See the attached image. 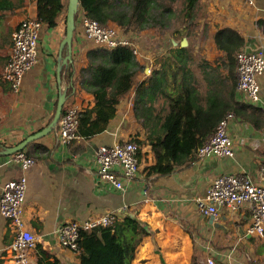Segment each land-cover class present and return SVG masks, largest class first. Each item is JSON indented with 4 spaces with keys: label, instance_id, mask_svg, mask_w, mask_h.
Returning a JSON list of instances; mask_svg holds the SVG:
<instances>
[{
    "label": "crops",
    "instance_id": "0c3cea01",
    "mask_svg": "<svg viewBox=\"0 0 264 264\" xmlns=\"http://www.w3.org/2000/svg\"><path fill=\"white\" fill-rule=\"evenodd\" d=\"M8 1L15 11L0 10V144L11 147L47 127L60 95H66L67 66H62L60 79L57 69L60 60L69 53L67 46L60 50L66 36L68 0H63L67 7L59 15L57 25L45 24L39 41L38 62L26 72L17 93L3 78V67L12 52L13 31L25 14L37 17V4L36 0ZM202 3L207 7L208 18L202 17L190 36L182 34L179 38L178 32L162 34L155 29L130 32L140 49L137 59L143 65L135 78V86L149 78L144 72L148 62L154 63L156 71L162 70L164 63L172 59L171 51L178 49L180 42L186 39L188 67L193 72L189 79L200 86L203 103L209 91V80L222 88L224 97L226 88H237L235 98L242 111L230 123L234 156L204 159L197 156L171 174L147 175L144 168L153 164L155 157L150 145L145 144L140 155V172L135 179L127 181L125 189H116L110 182L100 180L95 162L99 146L133 138L145 140L150 134L143 119H137L134 114V89L124 96L115 117L103 132L90 138L80 136L65 146L57 141V125L48 134L30 141L24 151L36 162L28 170L8 162L9 155L1 153L0 149V195L9 180L23 174L28 179L24 217L27 227L40 237L38 246L30 251V264H81L78 254L60 244L55 230L64 222L85 221L105 213L117 217L135 213L149 224L152 233L144 236L131 264H192L194 255L199 264H207L208 257L214 258L216 264H264V236L247 232L252 216L249 204L235 211L223 208L219 217L212 220L200 212L196 202V197L206 191L214 178L224 173L246 174L256 182L261 181L264 73L259 77L260 101L249 102L238 88V78L234 86L226 52L217 47L214 34L229 26L245 37L244 47L255 50L264 46V0H257L253 6L243 0H202ZM94 47L83 34L78 18L72 59L68 61L73 65L76 93L66 97L65 103L80 110L95 106L94 94L80 83V75L88 63L87 53ZM170 82V88L175 86L171 78ZM218 93L220 95V90ZM14 233L0 210V264H13Z\"/></svg>",
    "mask_w": 264,
    "mask_h": 264
},
{
    "label": "trees",
    "instance_id": "16d2710c",
    "mask_svg": "<svg viewBox=\"0 0 264 264\" xmlns=\"http://www.w3.org/2000/svg\"><path fill=\"white\" fill-rule=\"evenodd\" d=\"M36 4L37 18L49 27L57 25L59 15L67 7L63 0H36ZM79 7L101 24L114 23L125 32L155 29L162 34L173 31L187 36L194 33L198 19L207 9L202 0H79ZM0 10L15 11V8L8 0H0ZM214 39L217 47L226 52L229 73L236 87L237 54L246 44L245 37L238 30L225 26L216 31ZM179 45L171 51L172 59L164 63L162 70H154L137 86L135 78L143 65L131 46L90 49L80 83L94 94L95 106L80 111L79 135L90 138L103 132L115 117L124 96L134 89V114L137 119H143L150 134L145 140L133 139L140 144L139 156L141 146L146 144L150 145L155 157V162L144 168L147 175H168L193 162L198 149L226 114L241 115L242 110L235 98L237 88H226L227 96L224 97L222 88L210 80L209 91L202 102L200 86L189 79L193 72L188 67V47L181 46V42ZM66 66V97L70 98L76 93V81L72 62ZM170 78L175 82L172 88ZM67 105L65 103L64 107ZM8 148L0 144L1 153ZM151 233L149 224L135 213L118 217L109 226L91 231L80 229L81 264H131L138 245ZM192 264H199L196 255L192 257Z\"/></svg>",
    "mask_w": 264,
    "mask_h": 264
},
{
    "label": "built area",
    "instance_id": "2783aa9c",
    "mask_svg": "<svg viewBox=\"0 0 264 264\" xmlns=\"http://www.w3.org/2000/svg\"><path fill=\"white\" fill-rule=\"evenodd\" d=\"M248 5H255L257 0H243ZM83 34L96 47L115 48L131 46L138 56L137 47L130 32H125L114 23L106 25L87 16L85 10L78 14ZM45 23L37 17L25 14L19 26L13 31V47L10 58L3 67V78L9 82L12 90H21L27 71L34 67L39 57V41ZM238 88L244 92L249 102L260 101L259 77L264 73V46L250 50L243 47L237 54ZM155 70L154 63L148 62L144 72L147 77ZM80 109L75 105L63 107L57 127V141L60 145H69L80 138L78 133ZM235 115L232 112L218 123L213 134L198 149L197 156L204 159L211 156H234L235 147L230 136V123ZM140 144L134 139H127L111 146L101 145L95 153L97 176L100 180L110 182L116 189H125L129 180L135 179L140 172ZM8 162L20 164L28 170L35 164L34 157L24 150L9 155ZM28 188L25 174L9 180L0 195L1 214L15 230L11 244L12 263L30 264V251L40 242L38 234L31 231L24 217V202ZM200 212L212 220L217 219L223 208L235 211L249 204L252 216L247 232L251 235L264 236V167L261 170V181H254L249 175L241 173H224L214 178L203 194L196 197ZM118 217L113 213H105L85 221L71 220L60 224L55 232L60 244L79 255L80 229L91 231L99 226H109ZM207 264H216L212 257Z\"/></svg>",
    "mask_w": 264,
    "mask_h": 264
},
{
    "label": "water",
    "instance_id": "95a60500",
    "mask_svg": "<svg viewBox=\"0 0 264 264\" xmlns=\"http://www.w3.org/2000/svg\"><path fill=\"white\" fill-rule=\"evenodd\" d=\"M67 28H66V36L64 37V39L62 40L61 43V48L60 50L62 51V49L67 46L69 53L67 54V56L63 57L60 62H59V66L57 69V73L60 79V74H61V69L62 66L67 64L68 61H70L72 59V45H73V37H74V32L76 29V19L75 16L76 14L79 12L80 7H79V0H68V8H67ZM187 43L186 39H183L181 42L182 46H185ZM62 57V55H61ZM66 102V95L64 93H62L59 97V101H58V105H57V109L56 112L54 114V117L52 119V121L50 122V124L45 127L44 129L37 131L31 135H29L27 138H25L24 140H22L20 143L13 145L11 147H9L8 149H6L4 151L5 154L7 155H11L15 152L24 150L25 146L32 140L40 138L46 134H48L49 132H51L53 129H55L58 125L59 119L61 117L62 114V110L63 107L65 105Z\"/></svg>",
    "mask_w": 264,
    "mask_h": 264
},
{
    "label": "rangeland",
    "instance_id": "374dc122",
    "mask_svg": "<svg viewBox=\"0 0 264 264\" xmlns=\"http://www.w3.org/2000/svg\"><path fill=\"white\" fill-rule=\"evenodd\" d=\"M243 2H244V1H243ZM203 4H204V3H203ZM204 5H205V4H204ZM206 14H207V9H206L205 14H204V16H203V17H205V20H206V17H207ZM207 18H208V17H207ZM202 19H203L202 17L198 19L199 23L202 21ZM207 24H208V23H207ZM179 36H180V34H178V37H179ZM180 37H181V36H180ZM180 37H179V38H180ZM141 147L143 148V145H142Z\"/></svg>",
    "mask_w": 264,
    "mask_h": 264
}]
</instances>
